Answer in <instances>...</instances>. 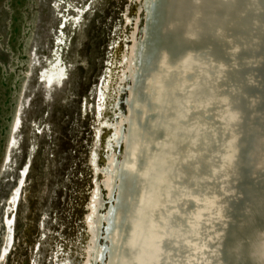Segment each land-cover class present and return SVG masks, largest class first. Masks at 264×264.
<instances>
[{
    "label": "bare ground",
    "instance_id": "6f19581e",
    "mask_svg": "<svg viewBox=\"0 0 264 264\" xmlns=\"http://www.w3.org/2000/svg\"><path fill=\"white\" fill-rule=\"evenodd\" d=\"M134 1L118 59L89 90L83 241L54 264H264V0ZM56 40L46 87L66 78Z\"/></svg>",
    "mask_w": 264,
    "mask_h": 264
},
{
    "label": "rangeland",
    "instance_id": "374dc122",
    "mask_svg": "<svg viewBox=\"0 0 264 264\" xmlns=\"http://www.w3.org/2000/svg\"><path fill=\"white\" fill-rule=\"evenodd\" d=\"M135 7L134 0H0V251L7 249L0 264L59 263L83 241L99 106L89 90L112 56L118 59L131 30L125 17ZM58 37L66 78L47 88L39 73ZM16 117L21 124L12 136ZM26 160L30 169L12 208L8 198Z\"/></svg>",
    "mask_w": 264,
    "mask_h": 264
},
{
    "label": "snow or ice",
    "instance_id": "6c2138e0",
    "mask_svg": "<svg viewBox=\"0 0 264 264\" xmlns=\"http://www.w3.org/2000/svg\"><path fill=\"white\" fill-rule=\"evenodd\" d=\"M132 161L133 163L129 164V170L133 173H136L137 169L134 167L135 157L132 158ZM129 246L135 248L136 247L135 241H130ZM137 261H138V264H142V262L140 261V258H137Z\"/></svg>",
    "mask_w": 264,
    "mask_h": 264
},
{
    "label": "water",
    "instance_id": "95a60500",
    "mask_svg": "<svg viewBox=\"0 0 264 264\" xmlns=\"http://www.w3.org/2000/svg\"><path fill=\"white\" fill-rule=\"evenodd\" d=\"M43 80V79H42ZM41 80V81H42ZM52 85V82H47V87H50Z\"/></svg>",
    "mask_w": 264,
    "mask_h": 264
}]
</instances>
